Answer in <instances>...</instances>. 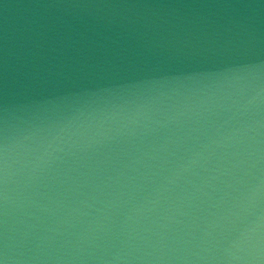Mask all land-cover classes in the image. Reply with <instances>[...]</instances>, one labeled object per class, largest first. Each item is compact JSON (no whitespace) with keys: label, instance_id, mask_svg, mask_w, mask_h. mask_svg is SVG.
Segmentation results:
<instances>
[{"label":"water","instance_id":"water-1","mask_svg":"<svg viewBox=\"0 0 264 264\" xmlns=\"http://www.w3.org/2000/svg\"><path fill=\"white\" fill-rule=\"evenodd\" d=\"M0 264H264V0H0Z\"/></svg>","mask_w":264,"mask_h":264}]
</instances>
